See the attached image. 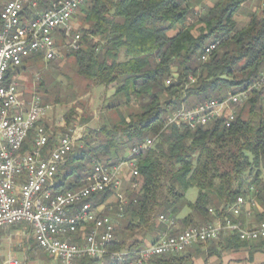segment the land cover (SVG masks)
I'll return each mask as SVG.
<instances>
[{
    "label": "trees",
    "instance_id": "16d2710c",
    "mask_svg": "<svg viewBox=\"0 0 264 264\" xmlns=\"http://www.w3.org/2000/svg\"><path fill=\"white\" fill-rule=\"evenodd\" d=\"M30 1L44 11L54 0ZM203 1L89 0L75 14L79 12L87 25L80 29L85 49L72 51L78 74L95 87H113L106 110L119 112L121 107L128 109L136 103L139 112L125 111L116 124L102 126L97 132L104 138L101 143L90 146L81 139L83 146L73 151L58 170L54 190L64 192L82 187L101 158L116 164L125 147L152 139V147L138 159V176L129 184L132 194L124 205V215L128 216L125 229H146L151 243L162 234L175 235L217 219L228 218L244 226L243 214L233 217L228 212V206L240 196L252 195V218L257 224L264 222V89L254 92L237 109L229 128L221 121L194 131L185 127L164 128L166 116L174 111L241 92L264 71V10L249 8L248 22L239 29L235 18L250 0H217L211 8L203 6ZM28 7L24 11L26 18L35 12ZM199 7L202 11L196 10ZM190 18L194 22L187 24ZM197 25L202 27L196 28ZM171 32L175 33L169 35ZM216 41V50L201 62L203 49ZM35 59L41 58L31 57L27 61ZM14 76L15 73H9L6 81ZM243 107L247 108L245 117L238 113ZM33 135L30 131L22 151H30ZM53 145L50 138L46 149ZM193 188L198 190V196L191 203L185 194ZM113 194L107 191L92 202L102 204ZM185 208L189 213L178 219ZM210 209H214L215 215L209 213ZM160 216L173 220L176 227L164 223L165 231L154 239V233L162 230ZM146 232L129 245L119 238L121 231L118 237L115 233L111 249L138 252L147 245ZM214 242L196 245L187 254L188 250L158 257L147 264H191L202 253L203 246ZM259 242L252 245L232 235L220 238L217 245L220 250L249 248L252 255L264 252V239ZM218 248L212 245L208 254H216ZM81 264L95 262L86 260ZM104 264L118 262L109 259Z\"/></svg>",
    "mask_w": 264,
    "mask_h": 264
},
{
    "label": "built area",
    "instance_id": "2783aa9c",
    "mask_svg": "<svg viewBox=\"0 0 264 264\" xmlns=\"http://www.w3.org/2000/svg\"><path fill=\"white\" fill-rule=\"evenodd\" d=\"M88 0H54L44 11L24 16L30 0H2L0 11V232L25 224L39 250L50 257L52 264H81L93 260L101 264L118 259V264H147L167 255H178L196 245L216 241L222 236L236 235L240 241L253 243L264 239V222L243 227L228 218L213 223L192 226L175 235L162 234L138 252L115 251L117 223L124 217L121 189L125 173L130 179L138 176L137 163L141 154L152 147L153 140L145 139L130 150L124 161L115 165L95 164L83 180L82 187L56 192L55 176L74 151L76 132L59 136L51 149H46L50 135L42 123L51 109L38 97L26 105L20 99V87L9 73L18 71L31 57L54 61L61 57L58 38L69 21ZM219 41L209 43L200 55L205 62L216 50ZM67 47L75 52L81 47L78 34L68 40ZM169 84V81L166 82ZM264 89V71L247 89L228 94L224 99H211L192 108L182 107L166 116L164 128L185 127L194 131L218 121L231 127L236 112L256 91ZM30 131L33 140L30 151H22ZM133 188L137 187L133 183ZM112 191L117 203L116 219L103 213L102 204L92 199ZM253 191V190H252ZM255 200L237 197L228 212L233 217H250ZM215 215L213 210H209ZM159 221L175 228V222L163 216ZM1 234V233H0ZM1 245V238H0ZM2 264H23L15 258Z\"/></svg>",
    "mask_w": 264,
    "mask_h": 264
},
{
    "label": "rangeland",
    "instance_id": "374dc122",
    "mask_svg": "<svg viewBox=\"0 0 264 264\" xmlns=\"http://www.w3.org/2000/svg\"><path fill=\"white\" fill-rule=\"evenodd\" d=\"M88 1L84 7L87 6ZM216 1L217 0H204L203 6L211 8ZM30 3H35V6L29 4V10L39 11L36 2L30 1ZM0 6H2V0H0ZM249 8L255 9L258 12L263 11L264 0H250L247 6L243 8V11L235 18L239 29L248 22ZM196 10L202 11V8L199 7ZM193 22L194 21L190 18L187 24H192ZM86 27L87 25L83 22L82 16H80L78 12V14L69 21L66 30L62 31L58 38L61 57L51 62L42 59L29 60L23 67L14 72L15 76L13 77V80H15L20 87V99L26 105L30 102L32 97L36 96L42 103L51 107L46 114L49 122L46 124L43 123L44 119L42 120L47 133L50 136L52 134L51 137L66 134L71 131L76 132L74 151L83 146V144L81 145L79 143L83 138L90 146L103 142L104 138L97 133L99 129L102 126L111 127L116 124L119 121L120 115H125V111L134 114L139 112L138 106L135 105L136 103H131L128 109L121 107L119 112L115 110H106L104 107L111 100L113 87H95L92 82L78 74L74 55L72 51L68 49L67 43L68 40L76 34L81 37L80 29ZM200 27L202 26L197 25L196 28ZM193 34L196 36L198 32L195 30ZM80 48L85 49V44L83 42ZM246 112L247 108L244 107L238 111L242 117H245ZM94 133H96V136ZM131 148L132 146L125 147L118 155L119 161H116L120 163L127 159L130 155ZM96 164L115 165L112 161H104L103 158ZM125 175L126 180L123 181L120 193L124 199L123 201L128 204L132 194V188L129 186L132 179H130L128 172H126ZM197 196L198 190L195 188L188 190L185 194L186 200L191 203L196 200ZM251 196L252 195H248V197ZM117 203L114 195H111L106 202L102 203L101 210L103 213L109 214L116 219ZM188 213L189 210L185 208L180 212L178 218L181 219ZM252 214L253 211L250 217H246L243 214V220L245 222H252V225L256 226L258 224L252 218ZM127 217L128 216L124 215L117 223L116 237L120 235L121 231L119 238H122L125 243L129 245L135 239H140L147 230L144 228L133 230L125 229L128 222ZM163 225V223H160V226ZM0 233V264L8 258H15L23 264H52L50 257L37 249L31 232L25 224L16 225ZM145 235L147 240H150L147 232ZM219 240L220 238L212 245L218 248L217 244ZM249 244L259 245L260 242ZM212 245L207 244L203 246L202 253L194 257L191 264H260L264 262V252H256L250 255L248 251L249 248H242L238 251L230 249L220 250L218 248L220 251L216 254L209 255L208 249Z\"/></svg>",
    "mask_w": 264,
    "mask_h": 264
},
{
    "label": "crops",
    "instance_id": "0c3cea01",
    "mask_svg": "<svg viewBox=\"0 0 264 264\" xmlns=\"http://www.w3.org/2000/svg\"><path fill=\"white\" fill-rule=\"evenodd\" d=\"M175 32H171L169 35H173ZM49 122V119H48V117H46L45 119H44V121H43V123H48ZM51 136H52V134H51ZM50 136V138H52L53 139V144H55V143H57V141H58V138H59V136L60 135H57V136H55V137H51ZM179 219V218H178ZM164 224V223H163ZM166 225L164 224L163 226H161V231H159V232H157V233H154V239H156L157 238V235L159 234V233H163L165 230H164V228L166 229V227H165ZM243 227H253V225L251 224V223H249V222H246L245 224H244V226ZM150 241V242H149ZM146 242V244H148V243H151V239L150 240H146L145 241ZM264 262H262V263H260V264H263Z\"/></svg>",
    "mask_w": 264,
    "mask_h": 264
},
{
    "label": "bare ground",
    "instance_id": "6f19581e",
    "mask_svg": "<svg viewBox=\"0 0 264 264\" xmlns=\"http://www.w3.org/2000/svg\"><path fill=\"white\" fill-rule=\"evenodd\" d=\"M79 49V47H77V50ZM112 260H115V261H117L118 262V259H112ZM102 264H104V262L102 263Z\"/></svg>",
    "mask_w": 264,
    "mask_h": 264
}]
</instances>
